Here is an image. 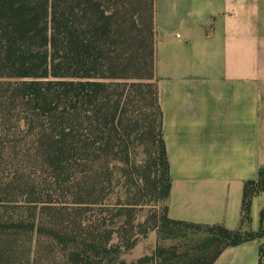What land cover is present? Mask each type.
<instances>
[{"label": "trees", "instance_id": "trees-1", "mask_svg": "<svg viewBox=\"0 0 264 264\" xmlns=\"http://www.w3.org/2000/svg\"><path fill=\"white\" fill-rule=\"evenodd\" d=\"M154 13L155 0H0V264H179L159 248L122 258L171 227L204 230L211 256L194 262L213 264L263 238L169 217ZM262 193L264 168L242 226Z\"/></svg>", "mask_w": 264, "mask_h": 264}, {"label": "crops", "instance_id": "crops-1", "mask_svg": "<svg viewBox=\"0 0 264 264\" xmlns=\"http://www.w3.org/2000/svg\"><path fill=\"white\" fill-rule=\"evenodd\" d=\"M154 24L169 217L244 230V186L264 168V0H155ZM262 211L264 193L250 225ZM261 245L229 247L213 264H259Z\"/></svg>", "mask_w": 264, "mask_h": 264}, {"label": "rangeland", "instance_id": "rangeland-1", "mask_svg": "<svg viewBox=\"0 0 264 264\" xmlns=\"http://www.w3.org/2000/svg\"><path fill=\"white\" fill-rule=\"evenodd\" d=\"M151 209L146 207L140 215H147ZM244 231L252 234H264L261 226L254 224H246ZM207 237L208 235L204 230H186L171 227L141 237L137 246L130 252H124L122 258L127 262H135L145 256H152L159 248L164 252L163 259H166L169 255L179 264H195L194 261L196 260L194 259H197V257L209 258L211 256L212 250L204 251V241Z\"/></svg>", "mask_w": 264, "mask_h": 264}]
</instances>
